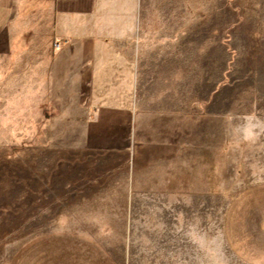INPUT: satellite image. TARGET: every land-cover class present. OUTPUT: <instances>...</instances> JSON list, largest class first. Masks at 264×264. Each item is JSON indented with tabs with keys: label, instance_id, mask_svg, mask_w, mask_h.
I'll list each match as a JSON object with an SVG mask.
<instances>
[{
	"label": "rangeland",
	"instance_id": "374dc122",
	"mask_svg": "<svg viewBox=\"0 0 264 264\" xmlns=\"http://www.w3.org/2000/svg\"><path fill=\"white\" fill-rule=\"evenodd\" d=\"M166 2L179 16L177 87L196 165L210 126L209 191L171 212H124L107 190L108 151L75 148L78 127L27 116L8 86L0 264H264V0Z\"/></svg>",
	"mask_w": 264,
	"mask_h": 264
},
{
	"label": "crops",
	"instance_id": "0c3cea01",
	"mask_svg": "<svg viewBox=\"0 0 264 264\" xmlns=\"http://www.w3.org/2000/svg\"><path fill=\"white\" fill-rule=\"evenodd\" d=\"M178 17L163 0H0V94L10 86L27 116L78 127L91 157L108 151L107 190L126 213L209 191L210 126L196 165L180 109Z\"/></svg>",
	"mask_w": 264,
	"mask_h": 264
}]
</instances>
